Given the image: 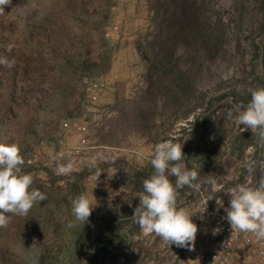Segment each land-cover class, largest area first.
Wrapping results in <instances>:
<instances>
[{
    "label": "rangeland",
    "instance_id": "rangeland-1",
    "mask_svg": "<svg viewBox=\"0 0 264 264\" xmlns=\"http://www.w3.org/2000/svg\"><path fill=\"white\" fill-rule=\"evenodd\" d=\"M113 8V0H11L0 14V56L14 60L0 65V143L19 145L22 170L47 195L0 228V264H179L183 247L144 235L132 216L154 172V146L169 139L199 172V188L177 197L196 225L209 211L226 217L228 189L264 177V142L226 118L264 87V0H127ZM122 45L129 71L110 76ZM97 76L104 92L87 104L83 81ZM82 124L81 153L56 158L53 141L72 144ZM67 158L78 171L56 175ZM80 193H93L98 206L84 226L69 228Z\"/></svg>",
    "mask_w": 264,
    "mask_h": 264
},
{
    "label": "clouds",
    "instance_id": "clouds-1",
    "mask_svg": "<svg viewBox=\"0 0 264 264\" xmlns=\"http://www.w3.org/2000/svg\"><path fill=\"white\" fill-rule=\"evenodd\" d=\"M10 4L11 0H0V14ZM11 50L9 45L7 51ZM0 65L11 68L14 60L0 56ZM226 118L238 127L244 125L242 131L250 128L252 134L264 142V87L252 90L248 104L234 105ZM184 157L182 144L174 139L154 146L150 159L154 172L143 181V191L138 193L140 203L132 216L144 235L159 237L168 245L174 243L177 247L194 250L198 227L189 211L177 206V197L178 189L185 186L199 188V184L195 183L199 172L187 169L183 163ZM24 163L18 144L0 143V228H7L14 216L27 217L36 204L47 200L45 192L33 187L34 176L22 170ZM92 163L95 166V161ZM54 170L56 175L70 176L78 168L75 160L67 158L66 162H56ZM248 170L250 173L253 171L252 165H249ZM101 172L97 169L94 175L96 182ZM116 172H108V178L111 179ZM170 175L176 177L175 185L170 181ZM208 182L213 190H217L214 179L209 178ZM226 193L230 195V206L225 209L226 219L233 232L251 233L257 240L264 241V177L258 186L237 185ZM97 206L93 193L76 195L71 199L74 219L68 222L67 227L74 228L78 224L84 226ZM219 231L218 228L214 229L213 235ZM190 261L191 264H199L198 260Z\"/></svg>",
    "mask_w": 264,
    "mask_h": 264
},
{
    "label": "built area",
    "instance_id": "built-area-1",
    "mask_svg": "<svg viewBox=\"0 0 264 264\" xmlns=\"http://www.w3.org/2000/svg\"><path fill=\"white\" fill-rule=\"evenodd\" d=\"M126 1L113 0V9H123ZM103 81V76L83 81L85 103L94 104L99 100L104 92ZM76 131V138L70 145L65 144L63 137L53 141L56 158L73 157L84 149L86 128L82 124L76 127ZM27 163L32 165L30 160ZM197 227L194 250L183 247L179 264H191L190 260H198L199 264H264V241L257 240L251 233L233 232L223 215L209 211L199 220ZM217 228L220 231L213 235Z\"/></svg>",
    "mask_w": 264,
    "mask_h": 264
},
{
    "label": "crops",
    "instance_id": "crops-1",
    "mask_svg": "<svg viewBox=\"0 0 264 264\" xmlns=\"http://www.w3.org/2000/svg\"><path fill=\"white\" fill-rule=\"evenodd\" d=\"M123 48V45L116 51V54L113 58V61H112V65L110 67V72L108 73V75H113L115 70L119 67H121V69H125L127 71H129V68H128V64L126 62H123V57L121 55L122 52H124V49H121ZM129 52H130V56L134 59V55H133V52L131 51V49H129Z\"/></svg>",
    "mask_w": 264,
    "mask_h": 264
},
{
    "label": "trees",
    "instance_id": "trees-1",
    "mask_svg": "<svg viewBox=\"0 0 264 264\" xmlns=\"http://www.w3.org/2000/svg\"><path fill=\"white\" fill-rule=\"evenodd\" d=\"M75 6H76V4H75L74 2H72V1H68V2L66 3V7H67L68 9H72V8H74ZM107 67H108V66L103 67L102 69H100V71H101V72H106V71L108 70ZM92 68L97 69V66H93ZM87 72H88V69H87L86 73H87Z\"/></svg>",
    "mask_w": 264,
    "mask_h": 264
}]
</instances>
